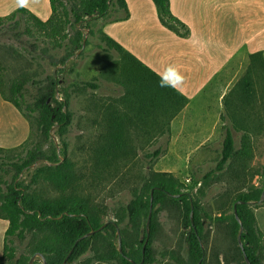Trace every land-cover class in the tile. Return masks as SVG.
<instances>
[{
    "label": "trees",
    "instance_id": "16d2710c",
    "mask_svg": "<svg viewBox=\"0 0 264 264\" xmlns=\"http://www.w3.org/2000/svg\"><path fill=\"white\" fill-rule=\"evenodd\" d=\"M152 2L163 27L181 38L190 35L188 26L169 10V0ZM49 4L51 14L46 20H41L21 6L0 16V38L22 43V38L27 37L32 40V53H38L51 64L61 66L53 75L42 79L21 72L18 78L9 81L6 91L2 88L5 83L3 84L0 71L1 97L13 104L29 125V134L24 142L13 148L0 147V218L8 222L0 264H28L30 257L36 252L45 257L47 264H72L89 248H94L92 241L102 236L107 244L105 250L101 249L99 252V246L94 248L95 254H101L100 259L108 260L118 256L122 264H136L142 258L143 263H151L154 260L151 240L158 225L157 213L162 208L179 206L184 211V226L189 227L185 235L189 258L194 264H204L203 208L199 199L191 194L196 181L188 185L187 191H182V185L168 173L150 172L144 177L142 185L133 191V198L125 205L117 220L108 221L103 228L97 230L104 223L80 195V168L67 157V135L74 120V113L70 109L71 91L79 92L82 85L92 88L96 85L77 80L62 81L61 84L56 77L58 73L65 71L62 67L65 62L88 43L82 30L89 29V33H92L91 22L104 20L98 29L100 43L97 46L107 56L114 52L116 59L103 66L100 72L124 88L118 104L117 99L106 103L96 96L89 98L91 125L94 127L100 121L103 123L98 132L90 133L87 141L92 172H97L100 168L113 170L132 158L137 148L134 136L138 140L141 133L145 137L149 136L150 140L154 139L155 133L162 132L166 119L178 113L191 100L173 88L159 87L160 75L103 32L106 22L128 18L125 0H49ZM4 49L19 55L14 47L6 46ZM51 50H63V55L56 59L49 54ZM249 57L255 59V62L260 61L254 62V65H262L264 50L249 54ZM30 88L33 92L28 101L25 95ZM252 92L254 88L249 74L234 85L228 97L236 100L232 98V102L226 104L230 107L232 122H235V114L239 110L237 108L248 101ZM56 94H60V98ZM32 128L35 133L31 132ZM30 136H34V139L28 144ZM233 140L232 132L227 128L220 157L215 167L204 175V180L213 173L223 171L230 161L250 154L245 143L236 150ZM22 148L25 149L23 155L17 152ZM37 161L42 163L32 169L30 181L25 183L20 180L21 172ZM40 179L51 183L58 195L45 198L31 189V185ZM262 188L253 184L247 190L238 192L229 199L228 213L222 212L217 217L206 213L213 223L225 222L232 234L235 240V252L230 257L232 264H246L236 238L239 224L235 218L234 204L242 225L240 238L243 252L250 264H264V232L259 229L252 209L258 206ZM150 197V231L143 255L145 229L139 242V258L122 250L120 253L112 247V237L117 225L126 218L127 224L137 229L141 221L147 218ZM261 204L264 205V199ZM156 205V209H153ZM90 230L95 232L76 241ZM71 249V254L63 263ZM32 264L42 262L36 258Z\"/></svg>",
    "mask_w": 264,
    "mask_h": 264
},
{
    "label": "rangeland",
    "instance_id": "374dc122",
    "mask_svg": "<svg viewBox=\"0 0 264 264\" xmlns=\"http://www.w3.org/2000/svg\"><path fill=\"white\" fill-rule=\"evenodd\" d=\"M103 21L98 19L91 22L92 33H89V29L82 30L88 43L65 62L62 66L65 71L56 76L61 84L62 81L77 80L96 85L94 88L82 85V89L77 90L79 92L71 91L70 109L74 113V120L67 135V157L80 168V195L98 213L100 220L106 223L117 220L125 205L133 198V191L142 185L144 177L150 172L168 173L182 185V191H187L188 185L196 181L191 194L199 199L203 208L201 218L205 234L202 242L204 264H232L230 257L235 252L232 234L225 222L213 223L206 213L211 217H217L222 212L228 213L229 199L238 192L247 190L250 185H264V61L262 65H254L255 59H251L249 54H237L199 97L166 119L162 132L155 133L154 139L150 140L149 136L145 137L141 133L138 140L134 136L137 148L132 158L120 163L113 170L100 168L97 172H92L87 141L90 133L98 132L103 123L100 121L94 127L91 125L89 98L96 96L106 103L117 99L118 104L124 93L122 86L100 72L103 66L116 59L114 52L108 57L97 46L100 43L98 29ZM31 43L32 40L27 37L22 38V43L0 38V71L3 84L5 83L2 88L5 91L9 81L18 78L21 72L42 79L53 75L61 67L51 64L38 53H32ZM6 46L14 47L19 55L6 51ZM39 46L42 47V44ZM49 54L58 59L63 55V50H51ZM247 74L251 76L254 92L250 94L248 101H244L243 106L237 108L239 110L235 114V122H232L230 107L226 104L232 102L233 97H228V94ZM32 92L30 88L25 95L26 100H30L29 95ZM59 96L60 94H56L57 98ZM225 127L232 132L235 149L238 150L245 143L250 154L230 161L223 171L213 173L204 180V175L215 167L220 157ZM31 132L35 133L34 128ZM30 137L28 144L34 139V136ZM24 150L22 148L17 152L23 155ZM41 163L37 161L29 169L23 170L19 179L28 183L32 169ZM31 189L45 198L58 195L51 183L41 179L31 185ZM156 207L157 205L153 209ZM252 209L259 229L264 232V205L258 202V206ZM183 217L181 206L162 208L157 213L158 225L151 240L154 260L151 263L136 264H194L189 258L185 243L189 227L184 226ZM146 219L141 221L137 229L131 228L126 218L117 225L121 250L135 258H139V242L143 237ZM92 243L94 248L99 246V252L107 246L103 236ZM112 247L118 249L116 233L112 237ZM94 248H89L72 264H122L118 256L108 260L100 259L101 254H95Z\"/></svg>",
    "mask_w": 264,
    "mask_h": 264
},
{
    "label": "crops",
    "instance_id": "0c3cea01",
    "mask_svg": "<svg viewBox=\"0 0 264 264\" xmlns=\"http://www.w3.org/2000/svg\"><path fill=\"white\" fill-rule=\"evenodd\" d=\"M125 3L128 18L106 22L103 32L177 85L191 101L237 54L264 50V0H169V10L190 30L186 38L160 24L152 0ZM19 6L41 20L51 14L49 0H0V16ZM177 71L183 77L182 84L178 83ZM28 134L26 119L0 95V147H16ZM7 226L8 222L0 218V255Z\"/></svg>",
    "mask_w": 264,
    "mask_h": 264
},
{
    "label": "water",
    "instance_id": "95a60500",
    "mask_svg": "<svg viewBox=\"0 0 264 264\" xmlns=\"http://www.w3.org/2000/svg\"><path fill=\"white\" fill-rule=\"evenodd\" d=\"M263 199H264V185H263V189H262V192H261V196H260V199H259V202H261L262 203V201H263ZM239 202H241V201H239ZM151 212H152V197H150V204H149V209H148V213H147V219H146V223H145V234L146 235H144L145 236V240H144V243H143V245H142V255H143V253H144V247H145V245H146V243H147V241H148V239H149V231H150V229H149V224H150V218H151ZM234 214H235V218H236V220H237V222H238V224H239V229H238V232H237V236H236V238H237V242H238V245H239V247H240V249H241V251H242V253H243V258H244V261H245V263L246 264H250V262H249V260H248V258H247V256L245 255V253L243 252V246H242V242H241V232H242V225H241V221L239 220V218L237 217V215H236V210H235V204H234ZM61 216V215H60ZM192 216V213H190V217ZM105 226V223L101 226V227H99L97 230H100L101 228H103ZM96 230V231H97ZM95 232V230H90L89 232H87V233H85V234H83L82 236H80L76 241H79V240H81V239H83V238H85V237H89V236H91L93 233ZM116 235H117V244H118V251L121 253V247H120V243H121V237H120V232H119V229L118 228H116ZM71 252H72V249L68 252V254L66 255V257H65V259H64V261H63V263L66 261V259L69 257V255L71 254ZM36 258H38V259H40V261L42 262V264H47L46 263V260H45V257L40 253V252H36V253H34L31 257H30V259H29V261H28V264H32L33 263V261L36 259ZM143 261V258L140 260V262H142Z\"/></svg>",
    "mask_w": 264,
    "mask_h": 264
},
{
    "label": "clouds",
    "instance_id": "9594fccd",
    "mask_svg": "<svg viewBox=\"0 0 264 264\" xmlns=\"http://www.w3.org/2000/svg\"><path fill=\"white\" fill-rule=\"evenodd\" d=\"M173 71H176L175 69H173ZM177 78H178V83L182 84L183 83V77L179 74V72H176ZM158 86L161 88H173L176 91H179V87L177 85H174L170 82H168L167 80H165L163 77L160 78L159 82H158Z\"/></svg>",
    "mask_w": 264,
    "mask_h": 264
}]
</instances>
